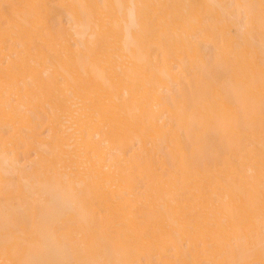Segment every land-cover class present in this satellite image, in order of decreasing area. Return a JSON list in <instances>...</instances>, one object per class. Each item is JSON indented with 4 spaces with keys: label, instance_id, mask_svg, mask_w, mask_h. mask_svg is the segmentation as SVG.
Returning a JSON list of instances; mask_svg holds the SVG:
<instances>
[{
    "label": "bare ground",
    "instance_id": "bare-ground-1",
    "mask_svg": "<svg viewBox=\"0 0 264 264\" xmlns=\"http://www.w3.org/2000/svg\"><path fill=\"white\" fill-rule=\"evenodd\" d=\"M230 5L247 8L246 37L264 36V0H0V123L27 132L20 158V138L0 131L10 151L0 164L18 172L25 209L6 215L0 203V264H264V73L253 72L245 48L232 53L234 23L218 40ZM148 9L153 56L144 48ZM194 42L229 54L207 62ZM152 61L158 90L133 89L119 74ZM79 74L93 90L70 84ZM181 76L165 97L159 89ZM52 90L64 102L47 118L33 103Z\"/></svg>",
    "mask_w": 264,
    "mask_h": 264
},
{
    "label": "rangeland",
    "instance_id": "rangeland-1",
    "mask_svg": "<svg viewBox=\"0 0 264 264\" xmlns=\"http://www.w3.org/2000/svg\"><path fill=\"white\" fill-rule=\"evenodd\" d=\"M229 13L227 14V18H225L222 22V24H220V30H219V36H218V40L221 38L224 39H229V35H228V30H227V26L231 23H234L236 26V30L238 32V37L237 39H233L232 43H231V51L234 54L235 49L238 47H242L245 48L248 52V58H249V62H250V66L251 69L253 70V72H258V71H262L264 73V36L258 32H254L251 36L248 35L247 37L245 36V34L248 33L250 27L248 25V17H249V13L247 11V8L245 6L239 8H236L235 6L230 5L229 6ZM165 14V10L163 9V16ZM145 19H146V30H145V34H144V48L146 50V53L149 56H153L154 55V51L152 49L151 46V42L153 40H156L158 38V31L156 29V18L155 15L152 14V11H150L149 9L147 10V13L145 15ZM58 20H60L58 18ZM63 24L69 28L70 24L68 22L67 19L62 18ZM70 33L72 34V32L70 31ZM111 38L117 39L120 42L123 39V36L121 34H117L115 35L113 33V36H111ZM74 39H72L71 43L73 44ZM194 41V40H193ZM107 43V41H101L100 45L96 48L95 50V55L96 56H100L102 55V51L105 48V44ZM195 47H193L192 45H190V49H195L196 51H198L200 53V55L207 61L210 63H213L216 60H218L219 62H223L229 53L227 52H222L220 49L218 48H208L206 46H198V44H195V42L193 43ZM234 51V52H233ZM73 52L71 57L73 59H76L77 55L75 54L76 52V48L73 47ZM230 53V54H232ZM214 60V61H213ZM158 66L156 65L155 61H152L148 64L147 68H134L133 72H129L127 71V69H125L124 67L119 71V74L121 75V77L123 79H129L131 82V86L133 89H137L139 86H146L149 89H156L158 90V86L157 84L152 80L149 72L156 69ZM214 68H216V70L218 71V74L220 76L224 75V72L226 70L225 65L223 64H218L215 65ZM249 69V67H237L236 68V75L237 78L235 77V79L238 80L239 75L241 74V72H247ZM188 72H186L185 74H187ZM185 80V76H181L176 78V80L174 81L173 85H171L168 88H162L159 89L162 94L166 97L168 95H170V93L172 92V90H176L178 87L182 86V83ZM232 80V79H231ZM245 81V79L243 80ZM242 81V82H243ZM70 84L72 86H76V87H85L87 89H92L95 87V81L92 77H86L84 74H79L77 79L74 82H70ZM239 88L244 89V86H241V84L237 83ZM239 88H237L236 90L238 91ZM242 90V91H243ZM241 92V91H240ZM243 93H245V91H243ZM249 95H250V101L252 102V104L256 105L260 102V97H259V92L255 89V88H251L249 91ZM32 97H36L35 95ZM64 102V96L61 94H57L55 91L52 90L51 93H46L43 95L42 101L36 100V102H34L33 104H35L36 106L41 107V109L43 110V113L45 115V117L47 118H54V107L55 105H61ZM116 110L119 112L123 111V107H122V101L118 102ZM140 114H136V113H131V116L129 117V119H131L133 121V124L138 123L140 121ZM169 121V120H168ZM209 126V125H208ZM212 127L209 126L208 130L210 131ZM0 131L6 135H13L16 134L17 137L20 138V147H19V152L21 154L20 158H22L23 153L25 152L26 148H27V143H25L26 140H24V137H26L27 132L24 131L22 128H18L17 126H15L14 123H9L7 122L6 124H1L0 123ZM42 137L43 143L45 145H48L49 143V152L48 155L50 157H55L56 156V150L54 149L55 146V141L53 140V138L51 137V133L48 131V129H44V133L43 135H40ZM32 148L35 150L38 146L32 144ZM148 147H151V145L148 144ZM10 153V151L5 150L1 145H0V154L2 153ZM29 155L31 159H35L36 155L34 154L33 151L29 150ZM159 155H162V152L159 153ZM29 164V163H28ZM7 166V165H5ZM6 167H3L0 164V195L2 197V199H0V203L6 207V209H8V212H6V215H11V212L14 211V209L18 210V206H17V199H16V190L20 185V180H19V176H18V172L11 170V169H5ZM224 179L227 182H230L231 179L228 176H223ZM26 207V206H25ZM24 207V208H25ZM25 209H19L18 210V214H20L21 212H23ZM26 214V213H24ZM248 224V218L246 216L245 212H242L240 214L239 217V226L241 228H245L246 225ZM259 231L257 234L261 235L260 239L262 240V244L261 246L264 245V222L261 221V225L258 228ZM235 238H232V240Z\"/></svg>",
    "mask_w": 264,
    "mask_h": 264
}]
</instances>
